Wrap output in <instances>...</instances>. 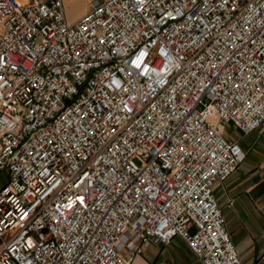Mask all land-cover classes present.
<instances>
[{
	"label": "built area",
	"instance_id": "built-area-1",
	"mask_svg": "<svg viewBox=\"0 0 264 264\" xmlns=\"http://www.w3.org/2000/svg\"><path fill=\"white\" fill-rule=\"evenodd\" d=\"M264 124V0H0V264H132L181 237L243 264L213 185ZM253 264H264L262 250Z\"/></svg>",
	"mask_w": 264,
	"mask_h": 264
},
{
	"label": "crops",
	"instance_id": "crops-1",
	"mask_svg": "<svg viewBox=\"0 0 264 264\" xmlns=\"http://www.w3.org/2000/svg\"><path fill=\"white\" fill-rule=\"evenodd\" d=\"M96 0H62L66 20L74 22ZM224 135L237 140L245 157L226 180L213 185L225 217V229L243 264H253L264 250V124L248 133L232 124ZM3 184L0 183V187ZM132 264H203L185 241L176 236L168 244H149Z\"/></svg>",
	"mask_w": 264,
	"mask_h": 264
},
{
	"label": "rangeland",
	"instance_id": "rangeland-1",
	"mask_svg": "<svg viewBox=\"0 0 264 264\" xmlns=\"http://www.w3.org/2000/svg\"><path fill=\"white\" fill-rule=\"evenodd\" d=\"M6 181V175L4 173L0 176V183L3 184Z\"/></svg>",
	"mask_w": 264,
	"mask_h": 264
}]
</instances>
